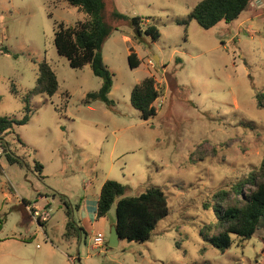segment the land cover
Returning <instances> with one entry per match:
<instances>
[{
  "label": "rangeland",
  "instance_id": "obj_1",
  "mask_svg": "<svg viewBox=\"0 0 264 264\" xmlns=\"http://www.w3.org/2000/svg\"><path fill=\"white\" fill-rule=\"evenodd\" d=\"M199 1L111 0L119 13L147 20L141 31L153 25L160 36L153 41L123 26L105 41L102 60L113 75L108 108L100 101L83 104L101 81L88 64L71 68L53 43L55 23L69 27L86 16L64 0H0V117H23L21 96L34 86L41 60L58 83L51 98L34 97L28 121L2 139L0 264H264V222L223 253L200 235L216 222L203 204L254 171L264 155V110L255 100L264 91V0H252L236 21L209 29L195 21L176 24ZM129 48L140 61L134 69ZM147 76L155 81L158 111L143 121L129 96ZM7 154L21 164H9ZM34 162L43 166L42 179ZM105 180L122 184L125 196L152 186L163 191L168 213L148 241L108 247L114 205L97 220L100 247H93L96 232L77 244L64 239L66 211L78 224L76 205ZM36 199L49 203L46 222L23 211L21 200ZM83 219L93 226L96 217L85 211Z\"/></svg>",
  "mask_w": 264,
  "mask_h": 264
},
{
  "label": "trees",
  "instance_id": "obj_2",
  "mask_svg": "<svg viewBox=\"0 0 264 264\" xmlns=\"http://www.w3.org/2000/svg\"><path fill=\"white\" fill-rule=\"evenodd\" d=\"M70 6L85 14L84 21L76 22L66 27L62 22L55 23L53 43L59 56L64 57L71 68H82L89 65L94 76L101 84L97 91L89 92L83 99V104L95 101L102 102L110 108L113 101L108 94L113 85V75L102 60V47L111 33L123 26L136 29L137 35L143 32L153 41L160 36L155 26L149 25L141 31L142 19L138 16L128 17L116 11L111 0H64ZM252 0H200L188 12L186 18L175 21L186 27L187 22L195 21L201 28L209 29L219 22L230 23L245 12ZM2 54L16 56L3 49ZM127 63L130 69L139 66L140 61L132 48L128 49ZM58 89V83L49 64L45 59L38 63V75L34 86L21 96L24 115L20 120L0 117V133L3 138L12 132L14 125H24L28 121L30 100L36 96L51 98ZM11 92L16 94L14 89ZM158 98L155 81L147 76L135 84L130 92L129 102L140 114L143 121L157 114L153 105ZM256 108L264 110V91L255 95ZM9 164H21L17 158L6 155ZM35 172L42 179V165L34 162ZM125 187L114 181L105 180L100 187L95 217L106 216L114 205L115 221L113 225L119 235V240L143 243L149 240L157 223L167 213V199L159 187H149L145 192L135 196H125ZM61 200V197H60ZM24 205L28 202L23 201ZM65 205V203L63 202ZM67 209V205H65ZM203 209L213 211L216 222L203 226L200 231L204 242L223 253L233 244L234 238L250 239L264 222V155L259 166L246 177L236 181L227 189L217 190L210 200L203 204ZM65 225L64 239L76 241V244L86 238L84 230L69 219ZM215 229V230H214ZM214 230V232H213Z\"/></svg>",
  "mask_w": 264,
  "mask_h": 264
},
{
  "label": "crops",
  "instance_id": "obj_3",
  "mask_svg": "<svg viewBox=\"0 0 264 264\" xmlns=\"http://www.w3.org/2000/svg\"><path fill=\"white\" fill-rule=\"evenodd\" d=\"M77 9V8H76ZM78 10V9H77ZM79 11V10H78ZM80 12V11H79ZM83 14V13H82ZM85 15V14H84ZM241 15V14H240ZM248 15V14H247ZM247 15H246V17L240 22L241 23V25L244 23V22H246V18H247ZM83 16V15H82ZM236 21V20H235ZM143 22V24H145V25H147V20H145V21H142ZM121 32V31H120ZM122 39L124 40V41H126V42H130V38H129V36H128V34H122ZM127 52H128V49H127ZM58 90V89H57ZM34 98V97H33ZM32 98V99H33ZM30 100V102L31 101H33V100ZM17 141L21 144V145H23V146H26V144H25V142L21 139V138H19L18 136H17ZM42 170H43V166H42ZM42 170H41V172H42ZM42 175V174H41ZM103 184V183H102ZM101 184V185H102ZM89 186V185H88ZM100 190V189H99ZM98 195H99V191L98 192H96V193H92V194H90V193H87L86 194V196L83 198V200L81 201V203L80 204H78V205H76V212H77V214L79 215V223L78 224H76V226H78V227H80V228H82L83 230H84V232L86 233V235H88V233H94V232H96V233H94V235H96L97 233H100L101 234V228H98L97 226H96V223L98 222L97 220L98 219H96L94 222H95V224L93 225V226H85V224H84V217H85V211H88V213H90L91 214V217H92V219L95 217V212H96V205H97V200H98ZM53 196V195H52ZM23 201H25V200H21V203H22V206L24 207L23 208V211L25 212V210L28 212V214L30 215V217L32 218V216H31V212H33V211H37L38 213H40V214H43V213H48V211H46L45 209H48V207H49V203H44V204H42V205H39V200L38 199H36L35 201H33L31 204H28V205H24V203H23ZM26 202V201H25ZM105 217H102V218H99V219H101V220H103ZM81 219V220H80ZM83 219V220H82ZM46 221H48V218H47V220ZM45 221V222H46ZM41 221H37V223H40ZM112 226H114L113 225V223H112ZM94 228L96 229V231H94ZM71 260V259H70Z\"/></svg>",
  "mask_w": 264,
  "mask_h": 264
},
{
  "label": "built area",
  "instance_id": "obj_4",
  "mask_svg": "<svg viewBox=\"0 0 264 264\" xmlns=\"http://www.w3.org/2000/svg\"><path fill=\"white\" fill-rule=\"evenodd\" d=\"M0 137H2V134L0 133ZM4 137V136H3ZM3 138H0V157L3 156L5 154V144L2 140ZM31 216L32 218L36 219V221H41V222H45L48 218V214L47 213H43V214H40L38 213L37 211H33L31 212ZM102 234L100 233H97L93 238H92V241H93V247H100L103 243V240H102Z\"/></svg>",
  "mask_w": 264,
  "mask_h": 264
},
{
  "label": "water",
  "instance_id": "obj_5",
  "mask_svg": "<svg viewBox=\"0 0 264 264\" xmlns=\"http://www.w3.org/2000/svg\"><path fill=\"white\" fill-rule=\"evenodd\" d=\"M118 241H119V235L117 233V230L115 229V226H111L109 237H108V242H107L108 247H116L118 244Z\"/></svg>",
  "mask_w": 264,
  "mask_h": 264
}]
</instances>
